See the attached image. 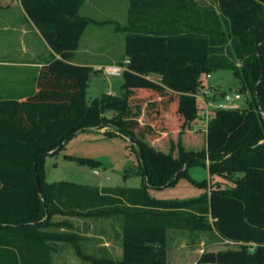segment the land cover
<instances>
[{
    "label": "trees",
    "instance_id": "16d2710c",
    "mask_svg": "<svg viewBox=\"0 0 264 264\" xmlns=\"http://www.w3.org/2000/svg\"><path fill=\"white\" fill-rule=\"evenodd\" d=\"M21 2L53 55L41 67L33 94L0 99V264H53L50 241L62 238L44 229L64 224L53 221L57 213L121 216L119 264H167L168 229L208 227L240 247L205 251L191 264H264V0H216V5L204 0H129L130 62L124 93L92 102L87 99L91 67L73 62L91 24L81 12L83 0ZM215 70H232L243 80L254 94L249 106L216 109L202 149H190L182 140L173 141L169 150L153 145L148 136L153 128L161 135L170 131L166 125H141L143 104L152 117L172 104L181 123L179 133L187 132L202 112L197 96L202 75ZM150 75L160 76L161 82ZM107 111L114 115L107 116ZM101 125L107 133L127 134L137 142L149 185L48 182L46 156L40 157ZM227 155L208 168L213 176L233 175L231 186L218 184L189 200H161L148 191L173 184L199 160L222 161ZM70 157L92 166L101 163ZM195 182L203 189L208 186L206 180Z\"/></svg>",
    "mask_w": 264,
    "mask_h": 264
},
{
    "label": "rangeland",
    "instance_id": "374dc122",
    "mask_svg": "<svg viewBox=\"0 0 264 264\" xmlns=\"http://www.w3.org/2000/svg\"><path fill=\"white\" fill-rule=\"evenodd\" d=\"M204 1L216 5V0ZM81 12L91 20V26L86 34L88 41L91 38L99 41V47L93 50L100 55L95 56L96 59L103 62L112 61L106 57L105 49L116 45L121 47L120 53L123 57L115 62L121 63L128 58L126 54L128 0H83ZM11 51L13 54L17 52L2 48L0 44V58L11 54ZM103 56L106 58L103 59ZM76 59L82 60L81 55L77 54ZM96 59L90 56L89 59L83 60L94 62ZM6 67L0 65V99L29 96L35 92L36 79L32 71L28 70V73L24 74L22 67ZM149 78L156 83L161 82L160 76L150 75ZM202 79L204 84L198 91L199 101L201 98L212 99L214 102L225 101L228 100L227 96L231 95V101L237 103L239 108H247L249 102L254 98L253 92L248 90L243 80L238 78L232 70H215L211 72V77L204 73ZM124 82L125 73L111 75L107 74L105 69L99 70L91 67L87 88L88 102H92L97 97H104L109 92L121 96L124 93ZM236 95H240V98L237 99ZM143 106L141 125H150V127L166 125L167 128L169 127L170 132L167 134L161 135L160 129L155 128L154 132L153 128V133L148 135L151 143L157 148L169 150L172 146L171 143L173 141L177 143L179 140H182L190 149H202L205 146L204 129L207 128V119L202 112L199 118L191 124L196 125L194 128L198 134L197 138L193 139L192 136H187V132L175 131L177 129L175 125L179 126L181 123L172 104L165 108L158 117H152L151 112L146 108L147 105L143 104ZM105 114L112 116L114 112L107 111ZM170 125L173 128H170ZM106 129L108 128L102 130ZM70 156L93 158L101 163L98 166H92L89 163H81ZM228 157L229 155L222 161H214L209 158L199 160L191 165L186 173L173 184L149 188L148 191L153 197L161 200H189L200 197L205 191L210 193L211 188L218 184L231 186L233 185V175L225 173L213 176L208 168L209 165L221 163ZM44 167L48 182L66 180L91 185L104 184L125 187H140L145 184L142 167L137 156V147L123 134L117 132L107 133L93 129L81 131L59 151L46 155ZM95 170L99 173H95ZM205 180L208 182L206 189L201 188L195 182ZM53 221L64 223L62 225L51 224L44 229L45 232L62 238V240L50 241L53 264H99L96 262L97 260L106 262L100 264H119L122 260L124 232L121 216L80 218L57 213L53 216ZM73 235L75 238L71 241L70 237ZM102 236L104 238H101ZM166 238L167 264H191L196 262L205 251L240 247V244L222 239L212 227L196 230L170 228L166 233ZM99 239L108 240L110 246L99 245L97 241Z\"/></svg>",
    "mask_w": 264,
    "mask_h": 264
},
{
    "label": "crops",
    "instance_id": "0c3cea01",
    "mask_svg": "<svg viewBox=\"0 0 264 264\" xmlns=\"http://www.w3.org/2000/svg\"><path fill=\"white\" fill-rule=\"evenodd\" d=\"M130 2L128 0V12H129ZM128 12H127V21H128ZM91 25L87 27L85 30L79 48L76 50L73 62L77 64L87 65L93 68H97L99 70L105 69L107 66H123L126 65V60L129 58L124 59L123 62L117 63L115 62L120 60V57H123L120 53L121 47L118 45L105 49L107 52V56L112 61H99L96 59L99 54L93 51L94 49L98 48V39L91 38L90 41L87 39V32ZM127 35V33H126ZM0 44L2 48H7L13 51H17L15 54L11 51V54H6L4 57L0 58V65L7 66L6 68L13 66V67H22L23 73L27 74L28 70L32 71L35 75V79H37L41 67L48 64L52 58L53 50L42 36L40 29L36 26L33 20L29 17L28 13L24 9L21 0H0ZM92 37V36H91ZM6 43V45H4ZM121 46V44H120ZM119 47V48H118ZM116 48V49H114ZM77 54H80L82 60L76 59ZM95 58L94 62L85 61V58ZM96 56V57H95ZM102 56V55H101ZM106 57L103 56V59ZM211 77V73L210 76ZM36 84V82H35ZM36 87V86H35ZM112 94V93H108ZM113 95V94H112ZM231 95H228L229 98ZM24 97V96H22ZM194 126L191 125L192 129L190 128L187 130V136H192L193 139H196L198 134L195 132ZM177 129L176 132H179L180 128L178 125H175ZM194 128V129H193ZM94 131L105 132L104 130L93 129ZM208 128L204 129L205 135L207 133ZM120 133V132H117ZM167 134V133H166ZM176 135V134H175ZM96 173V172H95ZM99 173V172H98ZM99 186H107L104 184H100ZM82 218L83 216H78ZM101 238H104L102 236ZM99 245L110 246L108 244V240L99 239L97 240ZM108 248V247H107ZM109 249V248H108ZM123 252V251H122Z\"/></svg>",
    "mask_w": 264,
    "mask_h": 264
},
{
    "label": "built area",
    "instance_id": "2783aa9c",
    "mask_svg": "<svg viewBox=\"0 0 264 264\" xmlns=\"http://www.w3.org/2000/svg\"><path fill=\"white\" fill-rule=\"evenodd\" d=\"M127 64L123 65V66H107L105 67V72L107 74H111V75H120L122 73H124L127 70V66L130 62L129 59L126 60ZM208 77L210 76V74L207 75ZM198 98L199 95L197 94ZM236 98L239 99L240 95H236ZM200 103H201V108H202V113L203 116L207 119V128H208V123L209 121L212 119L213 115L211 114V111H213L212 113L214 114V111L216 109L219 108H226V109H234V108H239V105L233 101H231V96L228 98V100L225 101H215L212 99H200ZM96 173H98L97 170H95ZM228 242L230 240H227ZM232 243L235 244H239L238 242L235 241H230ZM251 245L254 247L255 244L251 243ZM252 247V250H253Z\"/></svg>",
    "mask_w": 264,
    "mask_h": 264
},
{
    "label": "water",
    "instance_id": "95a60500",
    "mask_svg": "<svg viewBox=\"0 0 264 264\" xmlns=\"http://www.w3.org/2000/svg\"><path fill=\"white\" fill-rule=\"evenodd\" d=\"M258 46H259V44L257 45V48H258ZM103 128H106V126H104V125H101V126H97V127H94V128H92V129H99V130H101V129H103ZM131 143H133L136 147H138L137 146V142L130 136V135H127V134H123ZM53 151H51L50 153H52ZM233 154V153H232ZM231 154V155H232ZM47 154H44V155H42L41 157H40V159L42 158V157H44V156H46ZM138 157H139V164H140V166L142 167V169H143V171H144V174H145V183L147 184V185H149V183H148V168H147V165H146V163H145V160H144V156H143V154H142V152L138 149ZM187 165H188V162L185 164V166L182 168V169H180L177 173H176V175H179V174H181L185 169H186V167H187ZM36 167H37V162H36V165H35V173H36ZM38 181V185H40V182H39V180H37Z\"/></svg>",
    "mask_w": 264,
    "mask_h": 264
}]
</instances>
